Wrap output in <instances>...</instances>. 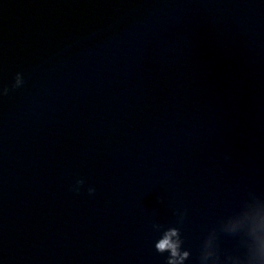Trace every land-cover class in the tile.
Listing matches in <instances>:
<instances>
[{"label":"clouds","instance_id":"9594fccd","mask_svg":"<svg viewBox=\"0 0 264 264\" xmlns=\"http://www.w3.org/2000/svg\"><path fill=\"white\" fill-rule=\"evenodd\" d=\"M158 247H160L161 250H163L165 247H172L173 248V254H175L174 246L169 244V242L167 240L161 242V244Z\"/></svg>","mask_w":264,"mask_h":264}]
</instances>
